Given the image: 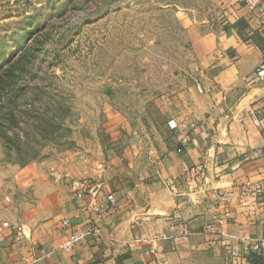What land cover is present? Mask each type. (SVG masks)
Returning <instances> with one entry per match:
<instances>
[{
	"label": "crops",
	"instance_id": "1",
	"mask_svg": "<svg viewBox=\"0 0 264 264\" xmlns=\"http://www.w3.org/2000/svg\"><path fill=\"white\" fill-rule=\"evenodd\" d=\"M222 1V23L194 30L166 74L106 108L101 142L70 177L46 162L17 170L0 200L1 264H264L247 252L264 236V192L246 185L264 175V80L251 77L264 0ZM111 192L118 204L95 212ZM94 219L102 235L59 249Z\"/></svg>",
	"mask_w": 264,
	"mask_h": 264
},
{
	"label": "rangeland",
	"instance_id": "2",
	"mask_svg": "<svg viewBox=\"0 0 264 264\" xmlns=\"http://www.w3.org/2000/svg\"><path fill=\"white\" fill-rule=\"evenodd\" d=\"M225 9L222 0H0V200L31 163L70 177L101 142L106 108L166 74L194 30L222 23Z\"/></svg>",
	"mask_w": 264,
	"mask_h": 264
},
{
	"label": "built area",
	"instance_id": "3",
	"mask_svg": "<svg viewBox=\"0 0 264 264\" xmlns=\"http://www.w3.org/2000/svg\"><path fill=\"white\" fill-rule=\"evenodd\" d=\"M259 12L261 14H264V7L259 8ZM252 78H259L261 80H264V62L259 65L254 72L251 75ZM200 91L205 92V91H210V89H204L202 86L198 87ZM254 122L257 125H261V119L257 113V111L253 108L249 109ZM171 124L174 126L173 122L171 121ZM188 139H184L183 144H187ZM179 151L182 150V148H178ZM247 186H252L254 187V191L257 194H262L264 192V175H262L261 178L256 179L254 181H248L246 183ZM86 194V190H82L78 192V196H84ZM7 201H11L10 196H6ZM94 204V210L95 212L101 213L103 210L108 209V208H113L118 204V198L117 195L113 192L108 193L106 196V199L103 203L93 200L92 202ZM219 219H216V222L214 224H211L209 226L210 230L215 231L217 230V222ZM11 223L8 220H1L0 221V232L3 231L6 227H9ZM20 232H18V235ZM102 235V227L100 226L99 223L94 219L90 223H87L77 229H74L71 231V233L59 244V249L62 251H71L73 250L77 244L83 240L84 238L87 237H97ZM248 254H256V255H264V236L256 239L254 242H252L248 248ZM1 264V263H0Z\"/></svg>",
	"mask_w": 264,
	"mask_h": 264
}]
</instances>
